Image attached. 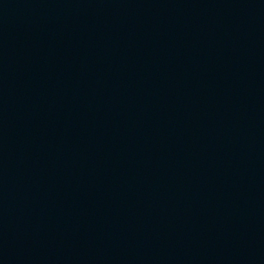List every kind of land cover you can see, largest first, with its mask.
I'll return each mask as SVG.
<instances>
[{"label": "water", "instance_id": "obj_1", "mask_svg": "<svg viewBox=\"0 0 264 264\" xmlns=\"http://www.w3.org/2000/svg\"><path fill=\"white\" fill-rule=\"evenodd\" d=\"M0 264H264V0H0Z\"/></svg>", "mask_w": 264, "mask_h": 264}]
</instances>
